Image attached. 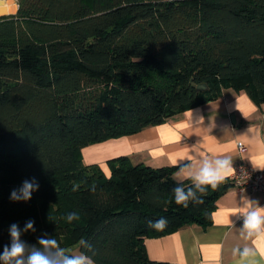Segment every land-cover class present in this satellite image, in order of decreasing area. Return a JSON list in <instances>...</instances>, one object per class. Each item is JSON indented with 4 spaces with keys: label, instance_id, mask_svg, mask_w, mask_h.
<instances>
[{
    "label": "trees",
    "instance_id": "obj_1",
    "mask_svg": "<svg viewBox=\"0 0 264 264\" xmlns=\"http://www.w3.org/2000/svg\"><path fill=\"white\" fill-rule=\"evenodd\" d=\"M18 3L17 15L0 18V251L10 225L33 220L22 236L30 245L46 233L94 264H169L149 259L146 239L208 228L231 184L184 208L172 192L177 167L120 157L107 176L82 151L217 101L224 89L264 104V0ZM33 178L31 200L11 201ZM70 212L79 219L68 223ZM162 217L163 229L150 226Z\"/></svg>",
    "mask_w": 264,
    "mask_h": 264
},
{
    "label": "crops",
    "instance_id": "obj_2",
    "mask_svg": "<svg viewBox=\"0 0 264 264\" xmlns=\"http://www.w3.org/2000/svg\"><path fill=\"white\" fill-rule=\"evenodd\" d=\"M239 144L245 147L244 152ZM195 146L211 158L229 159L234 171L240 164L264 170V104L257 105L245 92L224 89L217 101L137 134L90 145L82 156L85 165H98L107 176L109 161L127 157L134 165L177 167L174 180L185 181L176 174L179 167L190 163L187 158L195 155ZM234 171L222 182L230 183ZM242 198L264 207V192L239 193L231 186L217 201L208 228L188 226L164 237L146 239L149 259L169 264H264V239L254 244L240 236L243 217L237 210ZM245 247L252 254L242 257Z\"/></svg>",
    "mask_w": 264,
    "mask_h": 264
},
{
    "label": "clouds",
    "instance_id": "obj_3",
    "mask_svg": "<svg viewBox=\"0 0 264 264\" xmlns=\"http://www.w3.org/2000/svg\"><path fill=\"white\" fill-rule=\"evenodd\" d=\"M195 155H190L187 159L189 164L179 167L177 177L191 180V186L185 188L183 180H178L173 188L174 203L187 208L190 202H197L199 197L211 187L215 190L218 184L227 174L234 171L229 159L211 158L207 154L192 149ZM195 160V164L191 163ZM174 166H177L174 162ZM39 189L38 182L32 180L23 181L19 189H14L10 193V200L13 202H28L32 194ZM238 214L243 217V224L239 230L240 236L245 240H252L255 244L257 240L264 239V207L258 202L242 198ZM50 219V217H49ZM79 216L75 212H70L65 216L68 223L77 221ZM34 221L29 220L23 229L18 224L9 227L10 242L3 246L0 251V264H94L92 256L85 252L73 253L70 248L61 245L55 237H49L46 233L38 237L35 245H30L22 239L28 232H34ZM166 219L160 218L150 222L154 229H163L166 226ZM84 247H89L86 242H82ZM252 254V250L245 247L241 253L242 257Z\"/></svg>",
    "mask_w": 264,
    "mask_h": 264
},
{
    "label": "built area",
    "instance_id": "obj_4",
    "mask_svg": "<svg viewBox=\"0 0 264 264\" xmlns=\"http://www.w3.org/2000/svg\"><path fill=\"white\" fill-rule=\"evenodd\" d=\"M239 148L241 152L246 150L245 147L240 144ZM230 184L239 193L264 192V170L256 169L252 165L240 164L235 168L230 178Z\"/></svg>",
    "mask_w": 264,
    "mask_h": 264
},
{
    "label": "water",
    "instance_id": "obj_5",
    "mask_svg": "<svg viewBox=\"0 0 264 264\" xmlns=\"http://www.w3.org/2000/svg\"><path fill=\"white\" fill-rule=\"evenodd\" d=\"M19 12L18 0H0V18L17 15ZM207 89L206 86H199L198 91L203 92ZM234 121V117H233Z\"/></svg>",
    "mask_w": 264,
    "mask_h": 264
},
{
    "label": "rangeland",
    "instance_id": "obj_6",
    "mask_svg": "<svg viewBox=\"0 0 264 264\" xmlns=\"http://www.w3.org/2000/svg\"><path fill=\"white\" fill-rule=\"evenodd\" d=\"M73 253L80 252L79 247L72 250Z\"/></svg>",
    "mask_w": 264,
    "mask_h": 264
}]
</instances>
